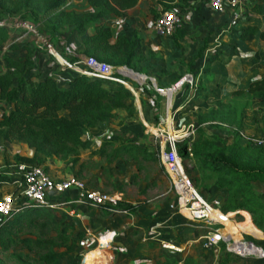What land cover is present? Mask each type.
I'll list each match as a JSON object with an SVG mask.
<instances>
[{
	"label": "trees",
	"instance_id": "trees-1",
	"mask_svg": "<svg viewBox=\"0 0 264 264\" xmlns=\"http://www.w3.org/2000/svg\"><path fill=\"white\" fill-rule=\"evenodd\" d=\"M70 1L0 0V48L4 44H7L8 49H14L18 45L25 48L35 45L40 50H45L57 62L42 42L35 44L30 41H14V34L18 32L26 31L33 35L23 26L9 25L10 22H19L32 25L70 63H74V60L66 59L62 52L54 47L58 33L68 30L70 34L83 36L89 28L94 29L93 33L82 40L83 53L86 56H92L113 66H126L131 69H135L137 63L145 58L141 36L135 29L130 34H120L114 26L104 21L107 15H122L138 0H84L90 10L83 12L65 9ZM154 1L156 5L175 10L180 16L191 7L189 0ZM149 11L154 18L158 15L154 7ZM256 34L264 38V29L259 30L251 25L240 31L241 38ZM184 35L182 27L177 28L173 41ZM205 47L204 41L191 62L201 57ZM216 57L215 50L204 64V70ZM0 59L4 60V71L0 73L2 143L8 145L17 141L26 144L31 150L29 155L15 153L14 163L40 165L47 173V163L50 159L70 163L72 168L77 164L81 166L83 161L80 153L84 145L81 139L82 130L113 118L118 110H123L132 117L137 115L134 94L120 82L73 71L74 75L67 85L61 86L54 80L53 74L42 75L29 55L15 60L9 55L0 54ZM121 71L124 75L140 80V76L129 69L123 68ZM114 75L126 81L138 96H142L144 89L137 83L122 74L114 72ZM232 96L259 98L264 101V75L234 90ZM151 99L153 100V97ZM63 109L68 111L67 115L60 114ZM209 147H212V144L195 146L194 152L191 148L199 169L192 177L194 183L211 180L217 189L224 188L225 197L219 210L224 213L232 211L237 216H241V210L248 211L258 229L248 220L246 224L255 228L259 234L260 230L264 234V166L245 165L234 154L228 155L224 146H214L212 151H208ZM99 149L107 163L118 158L125 163L133 160L135 164L140 163V158L152 160L146 146L136 141L103 140ZM177 153L181 161L190 156L186 144L178 145ZM79 173L77 170L75 175ZM10 181L11 176L0 170V185ZM202 192L205 193V190L202 189ZM115 206L130 211L133 209L131 204H123L121 201ZM48 229L55 232V235H50ZM41 231L43 232L40 233ZM220 245L224 246L223 243ZM16 247L27 252H11V257L15 259L13 264H60L65 255L76 251L77 239L68 226L61 224V219H55L47 209L28 202L18 211L0 220V253H7ZM230 255L231 253L227 252L218 264H228ZM190 262L189 259L185 260V263ZM0 264H5L1 257ZM154 264H178V260L173 255L166 254Z\"/></svg>",
	"mask_w": 264,
	"mask_h": 264
},
{
	"label": "rangeland",
	"instance_id": "rangeland-1",
	"mask_svg": "<svg viewBox=\"0 0 264 264\" xmlns=\"http://www.w3.org/2000/svg\"><path fill=\"white\" fill-rule=\"evenodd\" d=\"M85 5L86 2L84 0H71L65 6V9H74L81 12L86 10ZM33 35L36 37L35 34ZM31 37L32 35L24 32L14 34V39L18 42L28 41ZM63 37L66 41L70 40L74 44L78 42V39L70 35L68 30L65 31ZM186 40L183 44L184 46H182V50L170 55H166L163 51L161 53L149 51L147 53L148 58L142 61L136 70L126 66H115L127 68L137 75H144L143 80H135L127 76V78H130L144 89L142 96H138V100L134 95L137 115L134 118L129 117L127 121L117 111L115 116L109 119L104 130H98L97 133L87 135L86 140H93V138L98 140L95 143L92 141L94 144L88 149L90 152L82 158L83 165L77 164L71 171V174L75 175V172L79 170L80 173L75 176L83 179L89 187L110 194H118L123 204L132 205L133 209L131 212L133 214L140 208V214L144 218L145 224H137V226L145 230L154 222H164L163 226H166L169 225V222L173 223L174 219L183 224L186 223V225H195L184 217L182 213L184 209L172 188L158 156L160 141L165 139L167 134L175 132L177 134H185L188 132L186 136L178 139V145L186 144L192 148V152H194L195 146H209L212 144V147H209L208 151H212L214 146H224L227 148L226 152L228 155L234 154L243 164L264 166L263 101L259 98L248 99L232 95L222 97L209 93V90L202 81L205 67L202 65L201 69L199 62L195 64L194 62H190V59L192 60L196 54L198 46L203 41L206 42V38H203L202 35L199 37L192 35ZM171 42H174L173 39H171ZM211 50L213 49H209L208 51ZM187 61H189V64H186ZM54 68L57 72L71 70L69 68L64 69L60 61H58ZM186 74L192 76L193 84L184 83L180 89L172 94L170 110L173 119L172 124L167 125L165 121L166 103L169 102L168 99L170 98L167 101L164 94L155 91V87L169 88L179 82ZM149 95L153 97L155 103L152 102L151 97H148ZM178 98L182 103L183 101L186 102L180 109L175 110L176 106L174 104ZM138 101L140 106L138 105ZM142 116L146 123L142 121ZM160 130H163L162 134H160ZM116 139L144 143L150 154L149 156L152 155V160L139 157L140 163L138 164H134V162L129 160V163H124L127 167L129 166L126 171V168L122 165L123 163L118 162V164H115L113 162L110 164L112 167L111 171L114 174L112 176L109 173L108 163L102 157L98 148L101 141ZM260 140L263 141L259 143ZM88 145L89 143L87 142L86 147ZM28 151L27 147H22L19 143L12 144L11 142L8 145H4L0 140V170L12 173L15 166L13 155L15 153L28 155ZM181 162L194 187L211 203L215 210H219L225 197V189H217L213 186L211 180L200 181L197 184L194 183L192 177L199 172L198 165L194 160V154ZM129 172H131L130 176L128 175ZM126 173L131 179V183L118 184L119 178H124ZM3 186L4 184L0 185L1 192L16 191L14 186H10L9 188L6 185ZM202 189L205 190V193L202 192ZM73 206L74 212L69 214L61 210H48L55 219H61V224L68 226L69 230L72 231V235L77 239L76 251L65 255L61 259L60 264H90L93 260L90 257L91 253L98 249L96 239L112 228L120 230V235H117L115 238L122 237L123 241L121 243L124 252L119 251L121 245L114 238L115 241L111 243L109 248H100L105 257L98 260L96 264H154L161 260L162 255L166 254L173 255L178 260V264H218L219 262V257H215L213 252H193V255H189L185 252L164 249L162 247L156 252H149L145 248L141 249V245L145 241H141L142 235L139 233H142V230L140 227L135 228L127 225L131 227V230L127 233L125 232L126 228H128L124 225V222L128 220L126 218H129L127 215L112 213L108 211L107 206L97 208H90L84 204H75ZM213 213L217 214L218 212L214 211ZM228 218L240 222L245 219V216L243 214L237 216L231 213ZM224 224L227 226L228 221L226 220ZM241 226L257 234V230L246 224V222L241 224ZM195 228L205 231L204 228L199 226ZM162 230L165 234L177 238V243L182 240L180 234L184 235L183 232L177 233L175 229L174 231ZM48 232L50 235H55V232L49 229ZM240 232L244 233L243 231ZM136 233L138 235L134 237ZM245 234L247 235L243 234V237L246 241H253L256 244L264 246V237L254 236L250 232ZM232 236L236 239L240 238V235L234 233ZM153 243L155 247L160 246L159 242L153 240ZM116 244H118V249ZM220 246L224 249L223 256H225L228 251H226L224 246ZM140 249L142 251H139ZM11 252L24 254L27 251L16 247L15 249H10L7 253H0V257L5 264H13L15 262V259L10 255ZM251 256L240 257L231 253L228 264H259L260 260H264ZM186 259L191 260V262L185 263ZM247 260H250V262Z\"/></svg>",
	"mask_w": 264,
	"mask_h": 264
},
{
	"label": "crops",
	"instance_id": "crops-1",
	"mask_svg": "<svg viewBox=\"0 0 264 264\" xmlns=\"http://www.w3.org/2000/svg\"><path fill=\"white\" fill-rule=\"evenodd\" d=\"M189 1H190L191 7L182 16L183 22H182L181 27L184 30L185 35L182 38L176 39L175 42H171V39L174 40V36L172 37L159 36L152 30V23H153L154 17L150 13L149 9L154 7L155 10L159 12L161 8L164 7L163 5H160V4L156 5L154 0H138L137 3L133 7L126 10V12L123 13L122 15L120 16H117L114 14L107 15L104 17V21L106 24L114 26L116 28V31L120 34H130L134 29L139 33L142 39L141 41L142 51L145 55V58L142 61L148 58L147 53L149 51L158 52V53H161V51H163L166 55L176 53V51L179 52L180 50L183 49L182 46H184L183 44L185 41H187L186 40L187 38H189L192 35H196L198 37L202 35L203 38H206V42H205L206 47L201 57H199L198 59H196V61H194V64L196 62L197 63L199 62V65L206 64L210 56L213 54V52H215V50L217 51L216 59H214L210 63L208 68L204 70L205 71L203 74L204 77L202 78L203 84L205 85V87H207V89L209 90V93L215 94L217 96L224 97V96L232 95V92L234 90L240 87H244L251 80L264 75V38L259 37L258 34L248 35L245 38L240 37V31L242 30V28L246 26L253 25V26L258 27L259 30L264 29V1L243 0L242 4L244 8L243 9L244 14H243V17L239 20V24L234 28H228L226 25L227 17H228L227 13H216L212 11L211 9H209L208 5L203 0H189ZM85 6H86V10H83V11L90 10V6L87 4V2ZM93 31H94L93 28H89L86 31L85 35L83 36L70 34L72 36H75L78 39L77 44L70 42V40L66 41L65 38L63 37V34H65V31L60 32L58 33V39L55 41L54 47L58 51H61L63 56L66 59L68 60L72 59L74 60L73 62H80L86 57V55L83 53L82 40L85 36L93 33ZM28 41L34 42L35 44L39 43V40L34 35H32L31 39ZM15 42H18V41H15ZM202 44H200L199 46H201ZM6 46L7 44H4L0 48L1 56L6 54L15 60H18V59H23L26 55H29V58L32 59V61L37 65L42 75L53 74L54 80L61 86H66L69 79L74 75V72L72 70H66L64 72H57V70H55L54 67L55 65H57L58 61L56 62L54 58H52V56H50L45 50H42V49L40 50L38 46L36 47L35 45L34 46L29 45V48H25V47H20V45H18L14 49H8ZM209 49H213V50L208 51ZM28 51H30V53H28ZM142 61L137 63L135 70L139 67ZM190 62H191V59H190ZM186 64H189V61H187ZM3 71H4V60L0 59V73ZM129 87L131 88V90H133L130 85ZM134 94L138 98L136 91H134ZM138 105L140 106L139 101H138ZM174 105L176 106L175 110H178L182 106V102L180 101L179 98L175 100ZM118 111H119V114L122 116V118H124L127 121L129 117L130 118L136 117V116L132 117V116L127 115L123 110H118ZM60 114L67 115L68 111L63 109L60 111ZM141 119L143 122H145V119L143 116L141 117ZM108 121L109 120L105 122H99L94 127L81 131V139L84 144L81 150V153H80L81 159L85 157L87 153L90 152V150L88 149L90 148V146H93L95 141L98 140L95 138H93V140H90V139L86 140L87 135L92 134V133H97L98 130H104ZM0 140L2 141L1 137H0ZM116 140L118 142L121 139H116ZM125 141H128V140H125ZM87 142L89 143V145L86 147ZM13 143H19V142L12 141V144ZM139 143L142 144L143 146L145 145L144 143H141V142ZM19 144H21L22 147L23 146L27 147L26 144H23V143H19ZM28 150L30 154L31 150L29 148ZM98 151H99V148H98ZM131 161L134 162L135 164V161L133 160ZM113 162L115 164L116 163L118 164V162L123 163L122 164L123 167L126 168L125 171L127 170V168H129V166L127 167L124 164L125 162L122 161L120 158L115 159ZM129 162L130 161H127L126 163H129ZM111 163H108V168L110 169L109 173L112 174L113 176L114 174L111 171L112 169L110 165ZM47 164L49 168L48 173L51 176H54L56 178L65 177L71 174V171L73 170L70 163H62L57 159H50ZM130 173L131 172H129L128 174L129 176H130ZM130 180L131 179L127 176V173H126V176L124 178H119L118 184L120 183L130 184L131 183ZM71 208H74V206H72ZM140 211H141L140 208H138L137 212H135L134 221L138 225L139 224L144 225L145 224L143 220L144 218H142ZM73 212H74V209H73ZM231 213L233 212H230L228 214L230 215ZM240 213L245 216V219L243 221L237 222V221L227 218L228 225L226 226V229L230 231L229 233L240 235L239 231L242 230V231H246L244 233H241L242 236L243 234L247 235L245 233L250 232L254 236L264 237L263 232L260 229L259 230L261 234H259L258 231H256L257 234H255L254 232H251L243 228L241 224H243L247 220L250 221L251 223L252 221H251V216L249 212L247 211L245 212V210H242L240 211ZM126 219L128 220L124 222L125 223L124 225L128 227L125 230V232L127 233L129 230H131L132 226L131 227L127 226V225H130V218H126ZM190 225H186V223L183 224L180 221H176V219H174L173 223L169 222V225L165 226V231H169V230L174 231L175 229L177 233L183 232L184 235L180 234L182 236L181 242L177 243V238L169 234L167 235L165 233L163 234V238L165 240H168V241H171L177 244L178 247L180 248L179 252H185L189 255H193L192 254L193 252H213L215 254V257H219V261H220L221 257L224 255V249L221 246L210 247V248L204 247L202 242L199 240V236L202 234V232H204V230L200 231L197 228H195L196 226H198L196 224L194 225L195 227L193 225L191 226ZM184 226H187V227H184ZM109 230H115L117 232V235H120V230L118 231L115 228H112ZM139 234L143 236V233H139ZM137 235H138L137 233L134 234V237ZM101 236H99L98 239H100ZM153 240L154 239L145 241L141 239V241L143 242L145 241L144 243H142L141 249L145 248L149 252H154V251L156 252L158 249H161L160 248L161 246H158V247L154 246ZM117 241H119L118 243L119 245H121L119 251L124 252L123 251L124 249L121 243V241H123L122 237L118 238ZM154 241L158 242L157 240H154ZM117 245L118 244H116V247ZM141 249L139 251H142ZM247 261L250 262V260H247ZM259 264H264V260H260Z\"/></svg>",
	"mask_w": 264,
	"mask_h": 264
},
{
	"label": "built area",
	"instance_id": "built-area-1",
	"mask_svg": "<svg viewBox=\"0 0 264 264\" xmlns=\"http://www.w3.org/2000/svg\"><path fill=\"white\" fill-rule=\"evenodd\" d=\"M203 1L212 11L216 13L228 14L226 22L228 28L236 27L239 24V20L243 17V0ZM182 22V16L177 14L175 10L163 7L153 20L152 30L159 36L172 37L175 30L182 26ZM9 25L23 26L28 31L35 34L39 42H42L47 47L48 52L52 54L56 60L58 59L51 50V47L53 48V46L44 36L37 33L32 25L19 22H10ZM23 32L29 34L26 31ZM14 41L16 40L14 39ZM57 61H60L65 69L69 68L72 71L86 74L91 77L120 82L133 93L131 88L126 84V81L114 75V72L123 74L121 72L122 68L120 67H115L108 63L99 61L92 56H86L82 61L74 63L68 62L63 57L62 60L58 59ZM202 65L203 64L199 65V67L201 68ZM184 83L192 85V76L186 74L175 85H172L169 88L155 87V91L165 94L166 91L169 90L171 91L170 95L172 98V94L180 89ZM135 97L137 98L136 95ZM167 99L168 98L166 96V100ZM185 102L186 101H184L182 105ZM171 104L172 99L170 100V106ZM172 119L173 116L171 110L170 118L167 116L166 105L165 121L167 125L172 124ZM162 133L163 130H160V134ZM187 134L188 132L185 134H177V132L167 134L165 139L160 141L158 154L172 188L178 196L181 206L184 209V212H182L184 217L189 222L205 229L204 233L199 236V240H201L204 247H216L223 243L226 251L233 253L234 255H238L240 257L253 255L258 259H264V248L260 244H256L253 241H246L241 235L240 231L242 230L239 231L240 238L235 240L232 234L226 230V226L224 225L223 218L226 213L221 212L220 210H215L211 203L194 187L191 179L187 176L181 162V158L177 153L178 139L186 136ZM263 140H260L259 143ZM187 150L191 156V147L187 146ZM8 175L11 176V181L4 184V186L6 185L8 188L10 186H14L16 191L1 192L0 190V220L7 218L11 213L18 211L23 204L28 202H32L35 205L47 210H61L65 213H72L73 209L71 207L75 204H84L90 208L107 206L108 211L112 213L127 215L130 218V225L132 227H140L137 226V223L134 221V214L129 209H120L115 206L121 201V197L118 194H110L108 192L89 187L83 179L75 175L69 174L65 177L56 178L47 173L40 165H27L24 163H15L14 171L12 173H8ZM213 210L220 214L218 216H213ZM163 225L164 222H154L150 224L146 230L140 227L143 233L142 240L146 241L154 239L160 243L162 248L179 252L180 248L177 244L163 238L164 232L162 229H165V226ZM110 233L111 237L109 245L117 236V232L115 230H109L104 233L103 236L105 237ZM98 241L99 239L97 238V246H99Z\"/></svg>",
	"mask_w": 264,
	"mask_h": 264
},
{
	"label": "bare ground",
	"instance_id": "bare-ground-1",
	"mask_svg": "<svg viewBox=\"0 0 264 264\" xmlns=\"http://www.w3.org/2000/svg\"><path fill=\"white\" fill-rule=\"evenodd\" d=\"M51 50H52V52L55 54V56L58 58V59H60V60H62V57L61 56H59L57 53H56V51L51 47ZM123 69V68H122ZM121 69V70H122ZM127 69V68H126ZM122 72V71H121ZM124 74V73H123ZM127 76V75H126ZM144 79V75L143 74H141L140 75V80H143ZM171 91H166V93L164 94V95H166L167 96V98H170V99H168L169 100V102L167 103V116H168V118H170V116H169V114H170V109H171V106H170V100H171ZM169 123H170V120H169ZM214 212V211H213ZM212 212V215L213 216H218L219 214L217 213V214H214ZM228 214L226 215V214H224V222H226V220H227V218H228ZM225 225V224H224ZM110 237H111V235L110 234H108L107 236H102V237H100V239H99V243H98V249H96V250H94L93 251V253H91V256L90 257H92L93 258V260L90 262V264H96L97 263V261L98 260H101L102 258H104L105 257V255L102 253V249H100V248H109V242H110ZM235 240H238V239H236L235 238ZM98 264H100V263H98Z\"/></svg>",
	"mask_w": 264,
	"mask_h": 264
},
{
	"label": "water",
	"instance_id": "water-1",
	"mask_svg": "<svg viewBox=\"0 0 264 264\" xmlns=\"http://www.w3.org/2000/svg\"><path fill=\"white\" fill-rule=\"evenodd\" d=\"M123 76H126V75H124V74H122ZM127 77V76H126ZM130 77V76H129Z\"/></svg>",
	"mask_w": 264,
	"mask_h": 264
}]
</instances>
